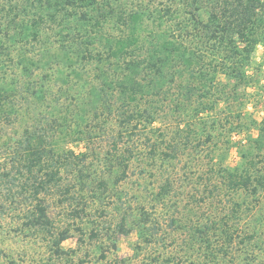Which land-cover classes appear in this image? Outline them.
Here are the masks:
<instances>
[{
  "label": "trees",
  "instance_id": "obj_1",
  "mask_svg": "<svg viewBox=\"0 0 264 264\" xmlns=\"http://www.w3.org/2000/svg\"><path fill=\"white\" fill-rule=\"evenodd\" d=\"M102 1L30 0L19 10L13 1L7 0L0 13L6 19L5 34L0 29V73L6 71L5 59L21 67L18 78L8 79L5 75L0 79V184H6V196L11 198L14 181H20L18 194L30 200L29 209L21 217L23 228L43 236L59 257L65 254L60 246L68 239L69 231L56 229L48 214L46 197L58 195L61 204L79 200L74 192L76 187L70 185L67 176L76 172L82 190L86 177L83 162L87 158V153L75 155L65 150L61 141L77 134L74 140L83 138L90 145L97 137H107L105 160L120 174L116 182L123 180L131 160L141 156L130 143L142 132L141 128L152 126L159 112L167 110L189 122L201 118L205 121L206 117L211 118L207 114L222 102L227 115L236 112L240 117L241 109L236 104L244 99V93L239 90L245 91L252 83L248 74L251 55L259 43H264V0H168L162 10L143 5L127 9L119 5L116 14L112 9L103 14L106 5ZM29 8L38 9L30 10L35 14L31 19ZM109 22L116 29L112 35L102 32ZM45 25L57 28L52 29L57 35L55 47H45L39 54L40 61H36L29 56L27 46L42 42L41 30ZM148 25L156 31H143ZM16 42L21 46L11 57L10 47ZM46 57L60 58L70 65L94 62L98 85L90 88V110L82 112L81 108V115L77 110L72 115L67 107L61 111L45 103L49 90L33 80V68ZM89 113L93 119L86 124ZM111 116L118 123L113 130L108 127ZM211 123L215 127L225 125L215 119ZM204 125L203 122L202 129ZM255 128L256 136L239 145L238 165H220L216 170L227 190L223 217L211 220L209 226L193 228L207 248L209 232L216 231L225 244L217 252L227 257L235 243L243 245V264H264V259H256L254 251L259 250L258 257L264 252V206H260L264 201V115ZM192 136L187 127L177 130L172 137L163 138L160 132L154 139L145 137L147 160L156 162L160 156L175 158L182 139L188 144ZM199 136L194 138L198 139L195 148L202 145ZM204 140L210 143L212 136L205 134ZM171 188L167 181L156 197H166ZM97 189L105 191L106 183L99 181ZM255 206L259 207L258 225L249 218L250 208L256 209ZM84 209L83 205L70 214L80 219ZM143 216L139 220L142 226L157 225L149 226L148 214L143 212ZM126 221L122 217L116 227L118 234L129 233ZM252 221L253 230L241 237L240 222L250 226ZM170 224L176 226L177 220L171 218ZM210 255L214 257L213 253ZM164 262L171 264L172 259Z\"/></svg>",
  "mask_w": 264,
  "mask_h": 264
},
{
  "label": "rangeland",
  "instance_id": "obj_2",
  "mask_svg": "<svg viewBox=\"0 0 264 264\" xmlns=\"http://www.w3.org/2000/svg\"><path fill=\"white\" fill-rule=\"evenodd\" d=\"M6 1L0 0V13L2 8H5ZM11 1L21 10L30 0ZM102 3L106 5L103 14L111 9L116 14L120 6L132 9L143 5L150 9L162 10L168 0H103ZM35 9L29 8V19L38 10ZM30 10L34 12L31 14ZM2 16L5 15H0V29L5 34L6 19ZM52 29L57 28L53 25L43 26L42 42L27 46L30 51L29 56L36 61H40L39 54L45 47L50 46L52 49L55 47L53 43L57 35ZM143 31L155 32L156 29L148 25V29L145 28ZM102 32L111 35L115 33L113 22L105 24ZM20 46L21 44L16 42L10 47L11 57H15ZM46 59L38 62L37 67L33 68V80L46 85L49 90L45 103H51L61 111L67 107L72 115L76 110L80 114L81 108L82 112L90 110L87 106L89 92L92 91L90 88L98 85L94 62L88 65L76 62L75 65H70L60 61V58L46 57ZM5 60L6 71H1L0 79L5 75L8 79L18 78L21 75V67H16L8 59ZM45 61L46 63L43 64ZM248 74L252 83L245 91L239 90L240 93H244V99L236 104L241 109L240 117L236 112L235 115L231 113L227 115L229 112L222 102L212 113L207 114L211 118L206 117L205 121L201 118L189 122L187 118L183 120L176 113L167 110L159 112L152 126L141 128L142 132L138 133V137H134L130 143V146L133 145L138 149L141 156L131 160L123 180L116 182L120 174L110 168L108 161L105 160V151L108 149L106 136V138L97 137L90 145L85 143L83 138L74 140L77 134H73L75 136L70 137L66 142L61 141L65 150H71L75 155L87 153V158L83 162L86 177L82 190L76 172L68 176L66 174L70 185H75L74 192L79 196V200H70L61 204L58 195L46 197L48 214L56 229L69 231L68 239L60 246L65 254L60 257L52 252L50 243L43 236L28 233L23 228L21 217L29 209L30 200L18 194L20 181H14L15 188L13 187L11 198L6 196V184L1 183L0 264H165V259H172L171 264H213L206 259H219V264H243L242 261L246 256L243 245L235 243L228 250L230 254L227 257L223 252H217L218 247L224 249L225 244L217 236L216 231L209 232L210 248H207L201 243L197 231L194 234L193 228L200 229V226L205 224L209 226L211 220L223 217L225 212L221 213V210L223 201L227 199V190L216 170L220 165L237 166L240 161L239 145H244L249 138H254L257 134L256 123L264 115V43H259L254 48ZM110 118L108 127L113 130L118 123L113 116ZM91 119L93 116L89 113L85 123L88 124ZM214 119L225 125L215 127L211 123ZM203 122L205 125L202 129ZM73 125L71 123V126ZM187 127L192 131L191 142L187 144L183 139L181 142L178 140L180 146L176 149L175 158L160 156L156 162L147 160L145 137L154 139L159 132L164 136L163 138L172 137L174 132ZM81 130L84 131L85 128L82 126ZM198 133L201 136L197 135ZM204 133L212 136L210 143L205 142ZM197 136L201 138L199 144L202 145L195 148L198 139L194 138ZM162 148L165 149V145H162ZM99 181L106 183V190L103 192L97 189ZM167 181L172 186L169 194L162 199L157 198L156 194L160 191V187ZM248 201L246 199V202ZM83 205L85 209L81 218L72 217L70 211L79 209ZM260 206H264V201ZM255 207L257 208H250L252 212L249 214L252 216L250 215L249 218L255 219L256 223V217L259 218V207ZM143 212L148 214L149 226L157 224L154 226L156 231L152 226L145 227L139 223V220L147 216H143ZM122 217L127 219L128 234L116 232ZM171 218L177 220L176 226L170 224ZM254 222L252 221L250 226L247 222L246 224L240 222L243 228L240 230L243 231L241 237L249 230H253L251 228ZM194 236L196 240L192 238ZM254 251L256 259H264V252L258 257L259 250L255 248ZM210 253H213L214 257Z\"/></svg>",
  "mask_w": 264,
  "mask_h": 264
}]
</instances>
